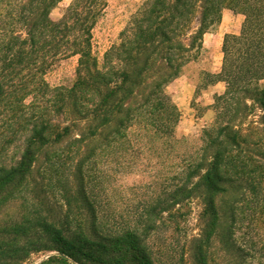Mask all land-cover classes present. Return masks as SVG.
I'll use <instances>...</instances> for the list:
<instances>
[{"label":"trees","instance_id":"16d2710c","mask_svg":"<svg viewBox=\"0 0 264 264\" xmlns=\"http://www.w3.org/2000/svg\"><path fill=\"white\" fill-rule=\"evenodd\" d=\"M64 1L0 0V264L37 253H54L37 264H168L147 241L192 201L202 206L203 264L216 242L229 257L256 250L248 234L264 228V0H146L102 62L93 32L108 0H71L54 21ZM225 9L244 22L224 38L221 73L204 74L226 89L195 146L178 136L166 89ZM72 58L71 85L53 84ZM158 144L171 148L170 176L125 219L109 200V168Z\"/></svg>","mask_w":264,"mask_h":264},{"label":"rangeland","instance_id":"374dc122","mask_svg":"<svg viewBox=\"0 0 264 264\" xmlns=\"http://www.w3.org/2000/svg\"><path fill=\"white\" fill-rule=\"evenodd\" d=\"M145 1L108 0L105 13L93 32V51L99 62H102L105 53L113 45L119 43L122 31ZM70 3L71 0H65L52 11L51 18L58 21ZM221 56V51L215 52L205 46L201 55L187 65L182 74L166 89L167 95L179 112L176 128L178 136L188 138L195 146L198 145L197 140L203 130L216 121L213 110L214 94L210 92L212 85H209L204 74L211 73V68H215L213 64L219 63ZM77 64L78 58L65 61L51 75L50 81L53 84L71 85ZM262 86L264 87V81ZM159 144V148L153 152L147 151L139 156L129 154L122 168H117L116 165L109 168V174L113 178L107 185L109 200L113 208L124 214L125 219L130 217L128 214L134 208L139 209L140 213L145 204L152 202L162 191L163 177L170 176L173 165L171 148L168 144L160 148ZM201 211V204L192 201L183 209L184 216L171 220L165 231L155 232L150 236L147 243L159 253L158 259L168 264H179L180 259L184 257L183 264H203V241H195L203 240L199 216ZM243 233L244 231L236 234L240 242L244 237ZM248 238L258 240L256 250L246 246L243 253L229 257V253L222 250V246L216 242L207 254L212 258L209 264H264V228L252 230ZM51 254L54 253L33 254L24 264H37Z\"/></svg>","mask_w":264,"mask_h":264},{"label":"crops","instance_id":"0c3cea01","mask_svg":"<svg viewBox=\"0 0 264 264\" xmlns=\"http://www.w3.org/2000/svg\"><path fill=\"white\" fill-rule=\"evenodd\" d=\"M244 22V16L238 13H235L231 10L225 9L222 13V18L220 23L215 26L213 30L206 33L204 35V48L208 46V48L214 50L215 52L221 51V58L219 63L217 62L215 68H211V73L214 75H219L221 73L222 65H223V42L224 38L227 35H239L242 30ZM219 44V46H217ZM226 89V85L224 82H217L212 85L210 88V92L214 94V98L216 95H221L224 93Z\"/></svg>","mask_w":264,"mask_h":264}]
</instances>
